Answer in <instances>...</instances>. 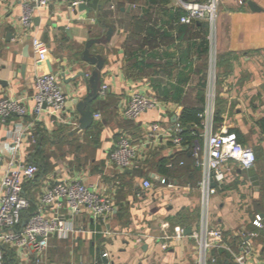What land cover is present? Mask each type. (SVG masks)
Returning a JSON list of instances; mask_svg holds the SVG:
<instances>
[{"label":"crops","instance_id":"0c3cea01","mask_svg":"<svg viewBox=\"0 0 264 264\" xmlns=\"http://www.w3.org/2000/svg\"><path fill=\"white\" fill-rule=\"evenodd\" d=\"M74 1L55 0L37 10L31 29H24L20 18L25 0H0V98L22 99L30 108L27 116L0 123V148L8 158L14 132L20 129L25 132L20 152L25 163L38 154L36 147L31 150L35 132L50 135L51 145L64 143L71 148L66 149L61 169L48 161L45 170L25 183L32 210L57 179L93 185L113 199L115 208L106 222L94 221L90 215L77 217L76 232L68 238L54 234L40 261L35 256L23 260L14 249L6 252V263L95 264L109 252L112 264H197L198 243L192 235L203 226L197 186L202 170L195 165L191 146H175L165 132L174 128L186 103L197 104L205 98L206 107L212 47L206 55L201 52L197 46L201 38L195 32L202 35L203 30L197 26L180 37L179 19L184 12L178 16L182 10L178 0H99L102 10L86 2L73 6ZM250 2L260 9H252ZM103 17L115 27L114 33L105 42H95L90 52L104 58L100 83L109 88L105 96L90 102L94 113L90 127L75 132L65 121L72 118L79 127L77 102L94 92L90 78L95 66L84 59V53L91 40L107 35ZM35 36L47 46L44 62L36 61ZM214 48L215 113L222 117L216 130H238L240 142L253 147L259 158L250 170L229 163L224 183L211 199L209 225L221 228L225 242L236 252L248 241V260L264 264V229L254 224L257 215L264 224V0H219ZM49 63L67 96L65 112L56 125L48 113L36 119L31 112L35 77L50 72ZM80 71L86 76L73 79ZM178 86L184 89L181 101L172 97ZM133 93L148 95L157 108L137 120L126 119L123 109ZM154 121L161 123L164 132L149 140V125ZM122 135L138 145L140 168L123 171L111 161L109 153ZM45 145L39 146L42 152ZM166 162L177 167L168 168ZM162 177L171 186L163 185ZM145 179L151 180V188L143 187ZM180 230L179 239L164 237ZM220 255L223 264H235L228 251Z\"/></svg>","mask_w":264,"mask_h":264},{"label":"built area","instance_id":"2783aa9c","mask_svg":"<svg viewBox=\"0 0 264 264\" xmlns=\"http://www.w3.org/2000/svg\"><path fill=\"white\" fill-rule=\"evenodd\" d=\"M55 0H25L23 14L20 18L22 28L31 29L37 10L47 7ZM85 0L72 3L77 6ZM184 14L181 24L195 25L197 22H207L209 25L208 39L212 47L211 71L207 79V104L201 116L203 117V134L191 144V151L195 165L202 170V177L198 181L203 207V226L192 237L198 243L197 264H219L214 250L225 249L233 257L235 264H252L248 260L250 253L249 242H242V251L236 252L225 242L221 228L209 225L208 215L212 196L218 192V186L224 183L226 171L230 162L239 165L243 170H250L256 166L257 156L253 147L242 144L234 131L221 127L214 128L216 83H217V54L216 20L219 0H178ZM243 3V1H240ZM33 47L36 61L44 62L48 58V49L40 37H33ZM35 92L32 96L34 106L32 113L36 119L48 113L54 125L58 123L66 109L67 96L60 86L58 74L52 71L38 74L35 77ZM108 84H103L99 90L100 96H105ZM157 102L148 95L133 93L128 98L123 109V116L128 120H137L144 112L156 109ZM30 108L22 99L11 97L0 98V123L6 122L13 116L25 117ZM101 118L100 113L95 114ZM72 119V118H71ZM66 120L73 129L78 127L75 120ZM33 126V125H32ZM183 126L177 121L172 130L165 132L170 141L177 147L183 146ZM159 121L149 125L148 139L154 140L163 133ZM25 144L23 129L14 132L12 137L11 155L6 158V151L0 148V264L6 263V252L18 250L20 258L27 260L35 256L37 261L50 247L54 234L68 238L76 232L74 220L82 215H90L95 221L106 222L114 211V201L109 195L100 193L93 185L82 181L57 179L45 192L38 197L36 209L32 210V201L25 193V183L33 180L41 171L36 162L25 163L20 159V152ZM139 147L127 135H122L115 148L109 153L110 159L121 169H138L141 166ZM183 164V162H181ZM167 167H173L169 162ZM160 182L170 185L165 177ZM171 186V185H170ZM143 187L149 189L152 182L143 181ZM254 224L264 229L263 219L257 215ZM168 223L164 227H168ZM252 235H254L252 233ZM183 230L176 234L166 233L164 237L179 239ZM139 240H142L139 238ZM163 248H168L167 242ZM95 264H112L109 252L103 253V260Z\"/></svg>","mask_w":264,"mask_h":264},{"label":"trees","instance_id":"16d2710c","mask_svg":"<svg viewBox=\"0 0 264 264\" xmlns=\"http://www.w3.org/2000/svg\"><path fill=\"white\" fill-rule=\"evenodd\" d=\"M184 11H178V16L180 17V15L183 13ZM105 18V17H104ZM106 20V19H105ZM192 26V27H190ZM198 27L199 30H203V34L200 35L199 32H195L196 36L201 38V42L197 45L198 47H200V49L202 50L201 52L204 53V55L208 54L209 52V47H210V41L208 39V35H209V25L207 22H197L195 25H187V24H182L179 26V33H180V37H183L187 34V32H189V28H193V27ZM163 35H165L166 37H169V35L167 33H163ZM162 35V36H163ZM156 37V36H155ZM205 86V84H204ZM184 92V89L180 86L175 87L174 92L172 94V97L176 100H180L182 94ZM205 102V98L201 99L197 104H192V103H186L180 118H179V122L182 124L183 126V131H182V136H183V147H187V146H191L192 142L195 140V138L197 137V134H200L201 131L203 130V117L201 116V113L203 112V103ZM185 104V103H184ZM221 122H222V117L219 114V111L216 110V113L214 115V128L215 130L221 126ZM230 131H234L237 133L238 135V139L239 141L241 140L240 138V134L239 131L236 129H230ZM34 145L36 147V151H38V154L33 156L31 159L33 162H36L40 165L41 170H45L46 167L48 166V156H46L41 149H39V146L43 145V144H48V143H54L53 140L51 139L50 135H47L45 133H34ZM32 141V140H31ZM42 152V153H41ZM39 154L43 155L41 157V159H38L37 156H39ZM257 156V160H258V154L256 153ZM165 160H161V163L164 164ZM168 164V162H166ZM167 164H165L167 166ZM174 167H171L172 169L176 168L177 165H173ZM170 168V167H168ZM41 173V171H40ZM39 175V174H38ZM222 252H227L226 250L223 249H216L214 250V254L217 256L218 261L220 263H224L223 262V258L220 255ZM8 259L9 255H8ZM8 263V262H7ZM219 263V264H220Z\"/></svg>","mask_w":264,"mask_h":264},{"label":"water","instance_id":"95a60500","mask_svg":"<svg viewBox=\"0 0 264 264\" xmlns=\"http://www.w3.org/2000/svg\"><path fill=\"white\" fill-rule=\"evenodd\" d=\"M86 3H87V6L90 8H93L95 10L99 8L100 10H102V5H99V0H87ZM249 4L251 5L252 9H257V10L260 9L256 7L255 3L250 2ZM103 19L104 17L101 20L102 23H103ZM105 21H106L105 25L109 28L107 35L103 37L102 39L91 40L88 43L87 49L85 50V53H84V59L91 65L95 66V68L92 71L91 78H90V82L92 83L94 92L91 94V96H88L85 99L77 102V110L81 114V119H80V125L79 127L75 129V132H78L79 130L87 129L88 127H90V125L94 121V113L90 107V102L92 101V99L99 96V90L101 88V83H100L101 82V71L104 67L105 60L101 55H93L90 52V47L95 42L107 41L113 35L115 27L111 25L110 23H108L107 20ZM49 66H50V71H53V67L50 63H49ZM64 70H65V67H64ZM86 74L87 73L85 71H80L75 77H73V79H76L78 77H84L86 76Z\"/></svg>","mask_w":264,"mask_h":264},{"label":"rangeland","instance_id":"374dc122","mask_svg":"<svg viewBox=\"0 0 264 264\" xmlns=\"http://www.w3.org/2000/svg\"><path fill=\"white\" fill-rule=\"evenodd\" d=\"M35 145L32 147V151H34V148ZM66 149L69 151L71 148L69 147H66L64 143H60V144H55V145H51V144H46L44 146V151L43 153L48 156V161H50V163H54V165L51 164V167L54 166L53 168L57 167L59 169L60 166H62V164L64 163V160H65V152H66ZM43 155L39 154L38 159H41ZM50 156V157H49ZM52 158V162H51V159ZM259 158V157H258Z\"/></svg>","mask_w":264,"mask_h":264}]
</instances>
